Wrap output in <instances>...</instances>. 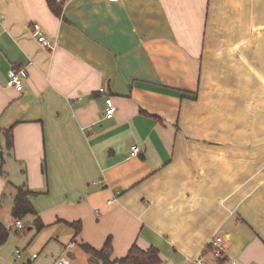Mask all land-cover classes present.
<instances>
[{"label": "crops", "instance_id": "crops-1", "mask_svg": "<svg viewBox=\"0 0 264 264\" xmlns=\"http://www.w3.org/2000/svg\"><path fill=\"white\" fill-rule=\"evenodd\" d=\"M56 3L0 0V264H95L109 240L195 264L215 237L209 264H264V0Z\"/></svg>", "mask_w": 264, "mask_h": 264}, {"label": "trees", "instance_id": "trees-1", "mask_svg": "<svg viewBox=\"0 0 264 264\" xmlns=\"http://www.w3.org/2000/svg\"><path fill=\"white\" fill-rule=\"evenodd\" d=\"M51 8L57 14L62 13L61 6L57 5L56 0H48ZM12 131H9L7 134V143L10 147L13 146V138ZM30 191H25L24 188H21L19 193L15 199V207H14V216L15 217H23L27 214L36 215V211L31 205V202L28 199V195H30ZM41 226V225H40ZM8 230L3 224L0 223V244L4 243L8 237ZM84 249L90 255V260L95 264H161L162 260L159 254L158 249L155 247H150L148 249H143L137 244H134L128 253L119 258L112 259V246L110 240L107 244L100 250L95 249L90 245L84 244ZM222 259H219L220 262Z\"/></svg>", "mask_w": 264, "mask_h": 264}, {"label": "built area", "instance_id": "built-area-1", "mask_svg": "<svg viewBox=\"0 0 264 264\" xmlns=\"http://www.w3.org/2000/svg\"><path fill=\"white\" fill-rule=\"evenodd\" d=\"M61 2V0H57ZM31 32L33 36L37 39V41L45 48L52 50L53 49V44L52 42L46 37L43 28L40 23L34 22L31 25ZM27 71L25 69H11L9 71V78L7 81V86L13 87L17 89L18 91H22L24 89V80L27 77ZM116 105L114 103V100L112 97L108 96L106 98V109H105V117L106 118H112L115 113H116ZM90 130V128H89ZM141 153V149L138 145H133L131 148V156H137ZM121 191L119 190L117 194H120ZM110 202V201H109ZM15 225L17 228H24V223L20 218H17L15 220ZM75 244L74 242L70 243L68 247H73ZM211 254L212 257L215 259L217 262L219 259H223L226 256L225 252V246L223 244V240L219 237L213 238L204 248L203 252L196 257L194 260L195 264H209L208 261L206 260V256L208 254ZM21 251L17 250L16 251V256H20ZM38 256L37 253L33 254L32 258L35 259ZM230 262L232 264L235 263L234 259H231ZM55 264H74L72 261H70L67 258H60L55 262Z\"/></svg>", "mask_w": 264, "mask_h": 264}, {"label": "rangeland", "instance_id": "rangeland-1", "mask_svg": "<svg viewBox=\"0 0 264 264\" xmlns=\"http://www.w3.org/2000/svg\"><path fill=\"white\" fill-rule=\"evenodd\" d=\"M78 252H79V250H78ZM79 264H88V261L83 257V253L81 252H79Z\"/></svg>", "mask_w": 264, "mask_h": 264}, {"label": "water", "instance_id": "water-1", "mask_svg": "<svg viewBox=\"0 0 264 264\" xmlns=\"http://www.w3.org/2000/svg\"><path fill=\"white\" fill-rule=\"evenodd\" d=\"M2 155V152L0 151V156Z\"/></svg>", "mask_w": 264, "mask_h": 264}]
</instances>
